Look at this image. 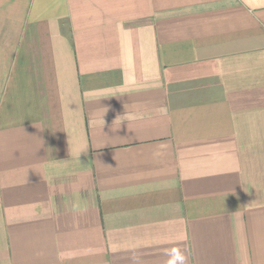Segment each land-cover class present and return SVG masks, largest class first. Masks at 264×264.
<instances>
[{"label":"crops","instance_id":"0c3cea01","mask_svg":"<svg viewBox=\"0 0 264 264\" xmlns=\"http://www.w3.org/2000/svg\"><path fill=\"white\" fill-rule=\"evenodd\" d=\"M264 264V0H0V264Z\"/></svg>","mask_w":264,"mask_h":264},{"label":"clouds","instance_id":"9594fccd","mask_svg":"<svg viewBox=\"0 0 264 264\" xmlns=\"http://www.w3.org/2000/svg\"><path fill=\"white\" fill-rule=\"evenodd\" d=\"M176 260H179L180 264H184V258L182 255H177ZM173 264H175V260L173 261Z\"/></svg>","mask_w":264,"mask_h":264}]
</instances>
